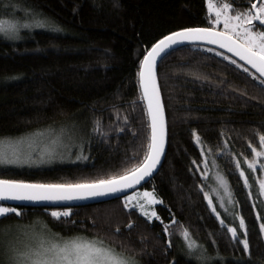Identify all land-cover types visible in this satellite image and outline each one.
<instances>
[{
	"label": "trees",
	"instance_id": "1",
	"mask_svg": "<svg viewBox=\"0 0 264 264\" xmlns=\"http://www.w3.org/2000/svg\"><path fill=\"white\" fill-rule=\"evenodd\" d=\"M234 7L243 10L248 2L235 0ZM33 17L50 27L25 28L18 39L0 35V140L50 126L71 130L76 140L70 158L42 167L0 165V178L80 183L120 174L139 162L150 131L136 75L139 60L162 34L209 26L206 0H0V18ZM209 49L215 48L181 46L158 67L168 146L159 171L140 188L162 201L154 206L160 220L148 221L137 208H125L123 197L71 206L67 222L45 212L55 207L4 203L24 213L19 221L9 219L43 221L65 237L95 236L139 264H185L184 229L207 248L211 264H264L259 235L264 196L249 170L247 186L240 176L245 159L255 158L249 144L260 150L264 84L248 66L247 72L237 66L242 62L232 57L237 61L232 64L224 58L228 54ZM206 155L228 181L233 200L228 210L217 204L214 212L205 199ZM237 216L246 222L250 258L227 232L234 225L243 238Z\"/></svg>",
	"mask_w": 264,
	"mask_h": 264
},
{
	"label": "snow or ice",
	"instance_id": "2",
	"mask_svg": "<svg viewBox=\"0 0 264 264\" xmlns=\"http://www.w3.org/2000/svg\"><path fill=\"white\" fill-rule=\"evenodd\" d=\"M247 2V8L237 10L234 7L235 0L221 4H217L214 0H206L209 26L183 27L162 34L160 38L151 43L150 47L144 49L136 75L140 99L145 105L150 131L143 157L139 162L124 168L120 174H111L107 178L80 183H38L0 178V201L59 202L90 199L117 193L124 189H132L140 185L146 177L151 178L154 175V170H159L158 165L161 163V157L165 150L166 136L164 106L157 83L158 58H163V55L170 53L176 46L185 43L207 42L211 45H218L220 49H226L228 53H232L240 61L250 65L259 73L260 83L264 84V0H247ZM254 22H258V26ZM221 25L222 27H219ZM46 26L50 27L46 20L41 19H33L31 22L25 23L0 19V33L10 39L19 38L20 28H44ZM209 51H215V49H209ZM218 54L224 56L223 52ZM224 58L232 64H237V61L231 56H224ZM237 66L243 68L245 72L248 71L244 64ZM125 119L127 118L125 117ZM95 128L100 130L99 121L96 122ZM64 132L65 129H61L58 135H63ZM193 139L197 143L201 142L195 130H193ZM258 141L260 150L258 151L256 147L249 144L251 153L254 157H264V134L258 135ZM22 162H26V160L15 152L9 156L6 152L0 151V163ZM245 162L249 169L256 170L255 159L249 162L246 158ZM236 167H241L239 161H237ZM259 168L264 172V163H261ZM240 176L245 177L243 170L240 171ZM244 183L245 186L248 185L246 178ZM259 188L260 194L264 195V179L260 180ZM133 199L136 200L135 205L130 203ZM141 199L144 203H140ZM205 199L208 200L209 207H212V200L209 199L207 193ZM123 200L125 208L135 206L148 221H152L153 218L160 220L156 211L151 208L153 204L162 203L157 200L154 192L134 191L131 195H125ZM213 211L215 212L216 209L213 208ZM45 212L54 221L64 219L67 222L72 215L70 207H55L51 210L45 208ZM23 215L19 206L0 203V221H8L0 223V256L3 257L0 264H139L134 256H126L123 251H117L113 245H106L103 239H98L95 236L65 237L58 232H52L47 223L43 221H40L37 226L36 222L18 223L9 219L16 217L19 221ZM216 218L220 220L221 225L225 224V221L220 219L218 212ZM257 219H261V217L257 216ZM131 226L132 222L129 221L126 227L130 228ZM238 227L244 230L243 238L238 235L237 227H233L231 224L227 226V232L242 245L243 252L250 258L251 246L247 237L246 222L243 218L239 219ZM115 231L118 233L119 229L117 228ZM164 231L167 232L168 228L165 227ZM182 234L187 241L185 264H211L213 257L208 253L207 248L190 239L187 229H184ZM259 235L264 240V223L259 224ZM213 243L215 242L213 241Z\"/></svg>",
	"mask_w": 264,
	"mask_h": 264
},
{
	"label": "rangeland",
	"instance_id": "3",
	"mask_svg": "<svg viewBox=\"0 0 264 264\" xmlns=\"http://www.w3.org/2000/svg\"><path fill=\"white\" fill-rule=\"evenodd\" d=\"M214 2H216L217 4L224 3L220 0H214ZM26 14L28 15L27 11ZM0 19H4V18H0ZM32 19H35V17H33ZM15 21H18L19 23L31 22L30 19H26V18L15 19ZM256 23L257 22H254V24ZM219 27H222V25ZM23 29L25 28H20L19 32L22 31ZM0 35H4V34L0 33ZM60 130L61 128L58 126H52V127L50 126L21 137L0 140V151L6 152L9 156H11L15 152L21 158L26 160V162H22V163H12V164L0 163V165L1 166L25 165L30 167L31 166L42 167L44 165L53 164L55 162L70 158V151L74 149V144L76 140L74 138L75 134L73 132L71 133V131L65 130L63 135H58ZM40 133H43V135H40ZM206 157L207 158L204 162V168L206 167L205 175L206 177L207 176L209 177L207 180L208 181L207 194L209 196V199L212 200V208H215L216 205L218 204L220 207H223L224 210H228L229 206L231 207V205H233L232 193L228 181L225 177V174H223L219 166L216 165V163L213 161L210 162L211 161L210 156L206 155ZM254 159L256 160L255 171L249 169L248 164L246 162H245L247 166L246 169L241 168L240 170H243L245 172L244 178H247L246 170H249V172L255 176L254 178L257 179L259 183L260 180L264 179V172L260 171L259 168L260 164L264 163V157H255ZM251 161L252 160H250L249 162ZM221 180H223V183H221ZM145 190L147 189L138 188L135 191H139L140 193H142ZM131 193L127 195H131ZM130 203L135 205L136 200L133 199ZM140 203H144V201L141 199ZM156 204H153L151 206L152 210L156 211L154 207ZM237 218L239 223L240 217L237 216ZM33 222H36L37 226L39 225L38 221H33ZM232 226L235 227L234 225Z\"/></svg>",
	"mask_w": 264,
	"mask_h": 264
},
{
	"label": "water",
	"instance_id": "4",
	"mask_svg": "<svg viewBox=\"0 0 264 264\" xmlns=\"http://www.w3.org/2000/svg\"><path fill=\"white\" fill-rule=\"evenodd\" d=\"M185 45H202V46H208L211 48H215L217 50H220L226 54H228L229 56L237 59L238 61L239 58L235 57L232 53H228L226 49H220L218 45H211L208 44L207 42H195V43H185L183 45H179L176 46L175 49L181 47V46H185ZM173 51V50H172ZM171 52V51H170ZM167 55V54H166ZM163 55V58L166 56ZM163 58H158V66H157V83L158 86L160 88V93H161V101L162 104L164 106V112H165V126H166V136H165V150L164 153L162 154L161 157V163L158 165V169H160L161 165L163 164V161L165 159L166 156V152H167V146H168V121H167V115H166V109H165V105H164V101H163V96H162V92H161V87H160V81L158 78V67L160 62L162 61ZM243 64H245L246 66H248L250 69L251 66L247 65L245 62L240 61ZM256 74L259 75V73H257L255 71V69H252ZM159 171V170H158ZM156 170H154V175L158 172ZM152 175L151 178L154 176ZM151 178L146 177L145 180L141 181L140 185L135 186L132 189H124L121 190L120 192L117 193H112L106 196H98V197H94V198H90V199H80V200H71V201H59V202H48V201H40V202H32V201H13V200H6V201H0L2 203H7V204H12V205H22V206H45V207H71V206H80V205H87V204H92V203H97V202H103V201H107L110 199H114L117 197H124L125 195L135 191L136 189L142 187L145 183H147Z\"/></svg>",
	"mask_w": 264,
	"mask_h": 264
}]
</instances>
